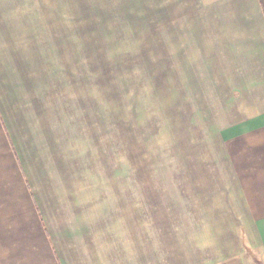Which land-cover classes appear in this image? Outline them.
Returning <instances> with one entry per match:
<instances>
[{
	"label": "rangeland",
	"instance_id": "rangeland-1",
	"mask_svg": "<svg viewBox=\"0 0 264 264\" xmlns=\"http://www.w3.org/2000/svg\"><path fill=\"white\" fill-rule=\"evenodd\" d=\"M187 3L0 0V24L41 28L76 73V192L89 229L112 230L144 264H264L224 199L233 172L211 161L223 124L169 80V30Z\"/></svg>",
	"mask_w": 264,
	"mask_h": 264
},
{
	"label": "crops",
	"instance_id": "crops-1",
	"mask_svg": "<svg viewBox=\"0 0 264 264\" xmlns=\"http://www.w3.org/2000/svg\"><path fill=\"white\" fill-rule=\"evenodd\" d=\"M186 1L183 25L169 30V80L223 124L211 161L233 172L224 199L264 258V0ZM44 33L0 24V264H144L112 230L88 228V197L76 192V73Z\"/></svg>",
	"mask_w": 264,
	"mask_h": 264
}]
</instances>
